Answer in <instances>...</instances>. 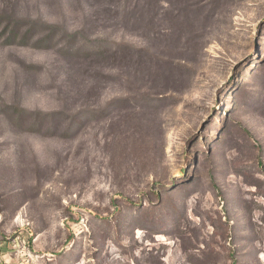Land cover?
Here are the masks:
<instances>
[{
  "label": "rangeland",
  "instance_id": "obj_1",
  "mask_svg": "<svg viewBox=\"0 0 264 264\" xmlns=\"http://www.w3.org/2000/svg\"><path fill=\"white\" fill-rule=\"evenodd\" d=\"M0 264H264V0H0Z\"/></svg>",
  "mask_w": 264,
  "mask_h": 264
}]
</instances>
